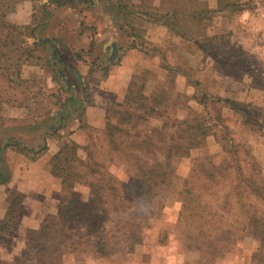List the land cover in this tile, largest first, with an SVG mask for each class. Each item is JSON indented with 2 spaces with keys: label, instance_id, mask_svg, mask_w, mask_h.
<instances>
[{
  "label": "trees",
  "instance_id": "16d2710c",
  "mask_svg": "<svg viewBox=\"0 0 264 264\" xmlns=\"http://www.w3.org/2000/svg\"><path fill=\"white\" fill-rule=\"evenodd\" d=\"M85 1L93 4V0ZM50 2L60 4V0ZM104 2L105 14L125 34L123 44L114 42L110 46L111 56L106 58L110 63L130 48H140L147 54L159 51L145 39V30L136 25L137 20L163 24L176 35L195 43L198 40L182 30V26L188 21L203 22L215 13L228 14L238 5L233 0L225 3L218 0L217 8L211 9L196 0L194 8L184 5L151 9L138 8L131 0ZM7 7V0H0L2 47L14 45L13 33L17 30L19 33L22 28L6 19ZM184 27L186 29L187 25ZM40 42L49 44L53 58L61 63L55 39L43 38ZM37 45L33 42L29 46L21 40L15 46V58L0 49V63L4 58H14L10 66L19 73ZM94 45L92 39L88 52ZM161 54L165 60V55ZM95 65L98 66L92 62L91 66ZM162 67L172 71L167 65ZM101 69L107 74L108 65ZM92 71L90 67L89 73ZM149 74V70H143L132 77L121 105L107 110L104 127H87L88 141L84 146L65 140L50 158V172L60 178L57 212L47 215L39 228L25 230L24 249L15 256L13 264H66L70 256L74 259L73 254L80 252L96 258L131 254L165 208L169 189L176 190L180 202L177 224L182 226L188 248L198 254L197 259L186 264H215L246 232L263 245L246 264H264L262 170L251 151L234 140L218 109L230 105L242 111L243 105L220 96H193L203 110H189L186 117L179 118L177 112L181 106L188 108V96H170L168 88L173 87L170 79L167 85L163 83L150 95L145 94ZM152 120L158 124H150ZM246 123L257 127L264 136V120L259 123L247 117ZM213 134L226 154L221 165H216L212 156L205 154L198 158L188 175L175 184V163L188 157L191 150L205 146L206 138ZM79 151H83L84 156ZM115 163L124 168L126 179L110 170ZM81 186L88 189L86 194L79 190ZM21 200V194L13 195L7 215L0 222V241L6 242L7 237L18 230Z\"/></svg>",
  "mask_w": 264,
  "mask_h": 264
},
{
  "label": "rangeland",
  "instance_id": "374dc122",
  "mask_svg": "<svg viewBox=\"0 0 264 264\" xmlns=\"http://www.w3.org/2000/svg\"><path fill=\"white\" fill-rule=\"evenodd\" d=\"M96 1L98 4H95ZM195 1L166 0L163 6L169 8L185 5L194 8ZM197 1L207 6L209 3L216 4L215 8L218 6V0ZM225 1L227 0H220V3ZM233 1H236L238 5L228 14L215 13L200 23L188 21L185 24L186 29L185 25L182 26L183 21L181 22L182 28L181 26L179 28L186 30L189 36L195 37L198 41L194 43L181 37L179 42H171L161 49L165 55L163 66L171 67L172 71L164 68L156 72L151 71L144 92L150 95L163 83L167 85V81L172 80L173 87L168 88V94L170 96L185 94L189 99L188 108L182 105L178 110L179 118L186 117L189 110L197 112L203 110V106L193 96L198 98L203 95L220 96L241 103L244 107L242 111L238 107L231 108L230 105L217 104V106H221L218 109L224 118V123L232 132L234 140L247 147L255 156L264 179V136L257 127L246 123L247 117L259 123L264 120V93L259 91L260 87L264 88V0ZM7 2L9 7L6 8V19L22 28L21 33H18L19 30L13 33L16 41L14 45L2 47L3 41H1L0 49L14 58L17 53L15 46L20 44L21 40L32 46L33 42H37L38 45L44 44L40 42L42 38H51L55 39L56 46L62 47L66 60L69 58L72 62L73 57L81 52L75 47L76 38L83 32L95 33L98 19L106 13L104 0H93V4L85 0H60V4L51 3L50 0H7ZM44 3L45 6H43ZM241 11H250L251 17H243ZM137 22L146 31L144 26L149 22L139 20ZM4 36L2 35V38ZM96 44L98 43L95 42L93 55L88 56L86 52H82L83 59L88 57L84 59L85 62L92 60L95 55L102 63L106 62L101 46ZM46 53V50L41 49L40 46L36 47L29 62L21 65L19 73L14 66H10L14 63V58H4L1 61V136H4L5 131L9 129V119L15 114V108L12 107L32 104L37 109L42 105L44 108L47 106L52 108L51 104L57 100L62 102L63 97L66 96L61 92L63 90L61 83H58L59 87L56 85L54 88L48 85L47 78L55 70V66L53 68L46 65L44 61ZM34 63L39 68L25 73L24 70H27L25 65ZM251 64L256 66L250 67ZM89 67L95 70L97 65ZM99 71V75L104 73L102 69ZM221 74L223 77L219 78ZM246 74L252 76V81L248 83L249 87L247 88L246 83H242V88L235 89L234 80H241ZM93 77L95 78L94 74L91 79H94ZM250 85L255 91L247 94L246 89L249 92ZM52 90H55L58 95L50 93ZM120 105H112L109 109L118 108ZM209 107L213 109V105L209 104ZM150 124L158 123L152 120ZM205 154L211 155L216 165H221L225 158L226 154L215 134L206 138L205 146L191 150L188 157L175 163L176 174L173 182L178 185L188 175L198 158ZM110 170L118 177L126 179L124 168L119 163L111 165ZM79 190L82 194L88 192V189L82 186ZM167 196L164 211L145 231L143 242L136 246L133 253L96 258L89 253L80 252L73 254L74 259L70 256L66 264H186L197 259V252L188 248L182 226L176 221L180 208L176 190H167ZM262 248V242L246 232L235 242L230 252L218 258L215 264H246L251 260L253 253Z\"/></svg>",
  "mask_w": 264,
  "mask_h": 264
},
{
  "label": "crops",
  "instance_id": "0c3cea01",
  "mask_svg": "<svg viewBox=\"0 0 264 264\" xmlns=\"http://www.w3.org/2000/svg\"><path fill=\"white\" fill-rule=\"evenodd\" d=\"M165 1L131 0L138 8L151 9H164ZM208 7L215 8L216 4L209 3ZM241 12L243 17H251L250 11ZM136 25L141 26L138 22ZM144 27L145 39L159 51L147 54L140 48L126 49L112 63L106 60L111 56L110 46L114 42L123 44L125 34L107 14L98 19L95 33L83 32L81 36H77L75 47L81 52L73 57L72 62L69 58L66 60L62 47L59 48L58 45L61 63L53 58L49 44L37 45L47 52L44 59L46 65L53 68L55 66V70L47 78L49 87L54 88L61 83V92L66 96L62 102L57 100L51 104L52 108H44L42 105L37 109L32 104L12 107L15 108V114L9 119V129L4 136L0 135V222L7 215L13 195H22L17 216L18 230L9 235L6 242L0 241V264H13L15 256L24 249L25 230L39 228L47 215L57 212L60 178L50 172L49 160L58 152L63 141L70 139L79 146H84L88 141L87 127H104L107 110L110 106L123 102L132 77L143 70H162L164 59L161 49L181 39L163 24L149 22ZM92 39L98 43L96 45L101 46L105 63L96 60L97 55L89 62L84 60L88 57L82 58V52H86L88 56L93 55L95 48L88 52ZM90 61L98 64L92 73H89V66L92 65ZM104 65H108L107 74L99 75V70ZM252 66L256 64H251L250 67ZM25 67V73L39 68L36 63ZM93 74L95 78L91 79ZM221 77L222 74L219 78ZM251 81L250 74H246L241 80L235 79V89L242 88V83H246L248 88ZM250 86L249 92L246 89L247 94L255 91ZM55 90L50 93L58 95ZM259 91L264 93V88L260 87ZM70 98L74 100L72 103ZM79 154L84 156L83 151H79Z\"/></svg>",
  "mask_w": 264,
  "mask_h": 264
}]
</instances>
